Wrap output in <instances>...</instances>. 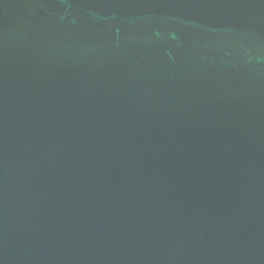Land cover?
<instances>
[{"label":"water","instance_id":"water-1","mask_svg":"<svg viewBox=\"0 0 264 264\" xmlns=\"http://www.w3.org/2000/svg\"><path fill=\"white\" fill-rule=\"evenodd\" d=\"M0 264H264V0H0Z\"/></svg>","mask_w":264,"mask_h":264}]
</instances>
